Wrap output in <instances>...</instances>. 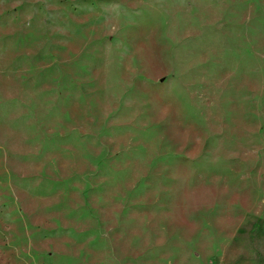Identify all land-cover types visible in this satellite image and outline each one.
Listing matches in <instances>:
<instances>
[{"label":"rangeland","instance_id":"1","mask_svg":"<svg viewBox=\"0 0 264 264\" xmlns=\"http://www.w3.org/2000/svg\"><path fill=\"white\" fill-rule=\"evenodd\" d=\"M0 264H264V0H0Z\"/></svg>","mask_w":264,"mask_h":264}]
</instances>
